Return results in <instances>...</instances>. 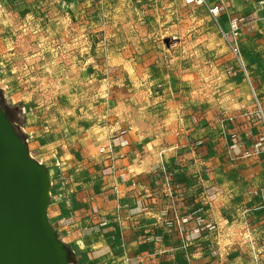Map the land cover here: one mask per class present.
I'll return each instance as SVG.
<instances>
[{
	"label": "rangeland",
	"instance_id": "obj_1",
	"mask_svg": "<svg viewBox=\"0 0 264 264\" xmlns=\"http://www.w3.org/2000/svg\"><path fill=\"white\" fill-rule=\"evenodd\" d=\"M258 28L248 27L241 44L264 112V34ZM257 98L204 7L182 0H0V104L30 157L50 175L47 220L69 253L67 264L81 262L73 231L80 232L75 242L84 243V221L100 213L103 195L120 191H97L93 176L114 175L111 164L123 155L119 139L134 130L159 149L148 177L162 178L170 194L168 176L179 199L164 205L160 220L169 233L150 236L180 243L171 215L176 208L191 263L207 257L218 264H264V184L246 187L247 179L264 180ZM113 141L114 157L100 152ZM127 145L135 156L141 153ZM257 166L259 174L252 170ZM163 184L147 194H165ZM139 204L123 198L117 208L130 222L150 210ZM120 236L123 249L131 234ZM152 237L147 243L155 251Z\"/></svg>",
	"mask_w": 264,
	"mask_h": 264
},
{
	"label": "crops",
	"instance_id": "obj_2",
	"mask_svg": "<svg viewBox=\"0 0 264 264\" xmlns=\"http://www.w3.org/2000/svg\"><path fill=\"white\" fill-rule=\"evenodd\" d=\"M235 1L236 7L229 9V14L235 12L246 14L249 12L252 15L256 12L253 6H242L241 0ZM227 17V16H226ZM228 22V17H227ZM259 27H261L259 25ZM264 41V39H263ZM89 73H82L84 80H89ZM120 144L124 146L119 148L123 154L116 157L117 161L111 164V171L114 175L110 177L98 178V175L93 176L94 181L91 183L97 191L107 190L113 186L119 188L118 195L102 196L98 205L100 213L94 215L91 220H85L84 223L88 224L86 229L83 230L84 243L81 241L75 242L74 238L79 235L78 231H73V236L70 238L72 241V248L75 249L77 254L81 257L79 264H185L186 256L183 254L173 253L178 250L179 242H174L170 236H155L154 241L156 246L155 251H151L150 245L147 243V238L152 237V234L169 233L168 230L162 231L164 225L161 218L165 215L164 205L167 206L169 202L179 201L178 198H172L171 193H167L164 180L149 178L147 173L153 171L157 167L154 165V159L158 157V150H152V145L146 144L143 140L142 131H130L124 137L119 139ZM141 150V153L135 156L127 144H133ZM143 147V148H142ZM118 148H116L118 153ZM150 150V151H149ZM153 151V152H152ZM152 152L151 154H149ZM137 157V159H135ZM120 166V167H119ZM146 167V168H145ZM153 167V168H152ZM165 169V167H161ZM252 170L257 171L259 174V167ZM256 173V174H257ZM166 181V178H165ZM188 179H180V182H186ZM167 182V181H166ZM162 186L165 194H151L148 195V189L155 186ZM254 184L263 185V177L259 176L256 179H247V189ZM123 198L137 199L140 204L139 208L146 205L150 206V212L143 210L136 212L137 214L129 222V218L121 215L118 210V204L122 202ZM145 202V204H144ZM150 202V203H149ZM165 203V204H164ZM120 214V215H119ZM172 215V214H171ZM106 221V222H105ZM106 224H105V223ZM154 223L153 226L151 224ZM120 225V227H119ZM131 234V237L125 243V247L120 248L119 240L121 234ZM152 237V238H153ZM149 238V239H152ZM152 241V240H150ZM125 242V241H124ZM149 242V241H148ZM197 258V257H196ZM200 258V256H198ZM218 260L212 258H203L197 260L194 264H218ZM74 264V263H73ZM193 264V263H192Z\"/></svg>",
	"mask_w": 264,
	"mask_h": 264
},
{
	"label": "water",
	"instance_id": "obj_3",
	"mask_svg": "<svg viewBox=\"0 0 264 264\" xmlns=\"http://www.w3.org/2000/svg\"><path fill=\"white\" fill-rule=\"evenodd\" d=\"M28 159L40 166L30 157L0 104V264H57L56 249L40 212L27 204V197L38 200ZM54 235L68 262V251L55 231Z\"/></svg>",
	"mask_w": 264,
	"mask_h": 264
},
{
	"label": "built area",
	"instance_id": "obj_4",
	"mask_svg": "<svg viewBox=\"0 0 264 264\" xmlns=\"http://www.w3.org/2000/svg\"><path fill=\"white\" fill-rule=\"evenodd\" d=\"M183 4L187 7H204L208 10L210 16L216 23V25L220 29V33L223 37V39L226 41L230 52L232 56L239 62L241 65V68L243 71L246 72L249 82L251 84V88L253 93L255 94L257 98L256 91L252 85V82L250 80L249 74L246 69V65L243 59V50H242V37L245 31H247L248 27L251 26H258L257 29L258 34H264V0H242V2L247 3L250 6L255 7L256 12L251 16H240L236 14H229V0H182ZM228 16V22L227 26H223L221 23V18L223 16ZM257 103L259 106V112L262 114V117L264 119V112L261 108L260 101L257 98ZM100 152L103 154L108 155L109 157H114L116 152V145L113 142H109L107 145L103 146L100 149ZM113 170V168H111ZM166 171V169H163ZM167 185L170 188L171 196L172 198H176L172 194V188L170 183V178L166 176ZM176 201H173L172 204L175 205ZM171 214L173 217L178 221V227L176 228V232L180 234V244L178 249L182 251L187 257L188 264H192V256L188 253L189 251V243L187 242L185 235H184V228L182 227L180 223V218L178 215V211L175 208L173 211H171ZM255 248V247H253ZM255 261H258L257 256H255Z\"/></svg>",
	"mask_w": 264,
	"mask_h": 264
},
{
	"label": "bare ground",
	"instance_id": "obj_5",
	"mask_svg": "<svg viewBox=\"0 0 264 264\" xmlns=\"http://www.w3.org/2000/svg\"><path fill=\"white\" fill-rule=\"evenodd\" d=\"M24 151V149H22ZM28 164L32 171V182L33 186L36 188V196L38 200H30L28 192H25V197H27V204L30 205L31 209H35L40 212L41 220L45 226L46 232L51 239L52 243L56 249L57 264H67L65 256L66 253L59 244L54 235V230L52 229L49 221L47 220V210L48 203L51 196V178L50 175L45 171L44 168L36 166L30 159H28Z\"/></svg>",
	"mask_w": 264,
	"mask_h": 264
}]
</instances>
